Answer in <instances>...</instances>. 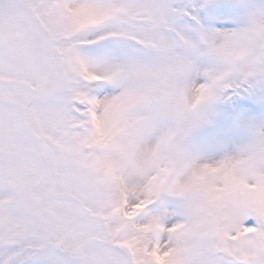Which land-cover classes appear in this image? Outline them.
Returning <instances> with one entry per match:
<instances>
[{"label":"snow or ice","instance_id":"6c2138e0","mask_svg":"<svg viewBox=\"0 0 264 264\" xmlns=\"http://www.w3.org/2000/svg\"><path fill=\"white\" fill-rule=\"evenodd\" d=\"M0 264H264V0H0Z\"/></svg>","mask_w":264,"mask_h":264}]
</instances>
